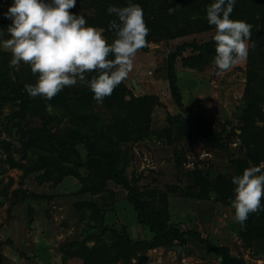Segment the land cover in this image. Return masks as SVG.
Here are the masks:
<instances>
[{"label": "rangeland", "instance_id": "374dc122", "mask_svg": "<svg viewBox=\"0 0 264 264\" xmlns=\"http://www.w3.org/2000/svg\"><path fill=\"white\" fill-rule=\"evenodd\" d=\"M243 1L232 19L247 22L251 36L237 65L218 74L215 30L191 15L182 36L147 40L148 32L127 78L102 103L80 82L51 100L29 96L24 85L36 76L0 48V264H220L194 239L183 247L185 232L228 247L243 264H264V253L253 255L239 237L264 235V210L241 226L231 207L232 177L264 162V99L246 96L264 80V0ZM11 2L0 0V40L9 38L3 13ZM111 2L77 0L69 11L111 43L115 16L106 9L119 6ZM182 43L192 46L174 63L179 107L166 67ZM107 154L129 190L113 180ZM128 191L165 234L138 223Z\"/></svg>", "mask_w": 264, "mask_h": 264}, {"label": "clouds", "instance_id": "9594fccd", "mask_svg": "<svg viewBox=\"0 0 264 264\" xmlns=\"http://www.w3.org/2000/svg\"><path fill=\"white\" fill-rule=\"evenodd\" d=\"M77 0H12L4 18L8 39L0 48L11 54L12 66L25 63L36 76L24 89L33 98L51 100L65 87L85 84L93 99L102 103L124 81L133 67L137 52L146 46L149 29L143 9L129 0L123 7L110 5L114 15L108 30L115 34L109 43L103 29L88 25L86 19L70 12ZM237 0H213L205 9V19L214 26L215 55L212 62L218 74L227 72L245 59L251 26L233 20ZM94 72L91 79L86 73ZM234 221L244 226L249 214L264 210V162L245 168L231 179Z\"/></svg>", "mask_w": 264, "mask_h": 264}, {"label": "trees", "instance_id": "16d2710c", "mask_svg": "<svg viewBox=\"0 0 264 264\" xmlns=\"http://www.w3.org/2000/svg\"><path fill=\"white\" fill-rule=\"evenodd\" d=\"M112 4H118L119 7L126 6L129 2V0H111ZM132 0L134 3H138L141 8L143 9V18L145 21V24L147 28L149 29V36L148 39L151 37V40H154L156 37L159 36H165L167 39H173L179 36H182L181 32L188 29V24L190 23V17L191 15L196 16V20L198 22L204 23L205 22V9L206 6H208L210 3L213 2V0H183L181 3H177L175 5L172 4V10L171 12L168 11V6H171V2L174 0ZM251 0H244L243 2H249ZM253 1V0H252ZM169 2V3H167ZM239 3V2H237ZM234 10L230 14V18L232 19V16L234 15ZM195 20V21H196ZM183 24V25H181ZM181 26V27H180ZM215 30L214 26H210L209 30ZM146 40V41H147ZM192 46L191 44L182 43L179 45L174 52H172L167 61V67H166V78L169 84L170 94L174 98L175 102L179 107H181V95L180 91L177 85V77L174 72V63L176 61V58L180 55V53L186 49ZM185 62V61H182ZM89 74V73H88ZM89 76V75H88ZM89 78V77H88ZM260 87H256L252 90V94H247V100L252 102L258 100L264 99V80H261ZM252 98V99H251ZM107 163L109 165L110 174L113 173L114 175V181L122 186H124L127 190L128 184L125 178H123L122 174L119 172H116L115 170V162H117V159H115L112 155L107 154ZM203 196L202 194H200ZM128 202L134 207V211L137 215V221L139 224H147L151 228H155L156 232L160 234H165V228L163 226H157V225H151V222H147L145 218L142 217V213L139 210V207L133 199V195L130 191H128ZM252 214V213H251ZM251 214H249V217L247 221L245 222V225L248 226L251 223ZM252 231V229L250 230ZM244 232H239V237L242 238L244 241L245 239L248 240V247L250 248L253 255L255 256H261L264 253V235L258 236V235H244L242 234ZM245 238V239H244ZM190 239H194L198 241L202 247V249L205 251H212L214 253H217L221 256L220 264H243V260L240 257H236L232 254H230L228 247L226 246H215L211 245L209 241L202 239L200 235L197 232H190V233H184L181 234V245L186 248V246L189 243ZM184 248V249H185ZM255 251H254V250Z\"/></svg>", "mask_w": 264, "mask_h": 264}, {"label": "water", "instance_id": "95a60500", "mask_svg": "<svg viewBox=\"0 0 264 264\" xmlns=\"http://www.w3.org/2000/svg\"><path fill=\"white\" fill-rule=\"evenodd\" d=\"M242 110H243V108H241L238 112L234 113V114H233V117H234V118H238V117L242 114ZM181 249H182V248H181L180 246H177V247H176V250H177V251H181Z\"/></svg>", "mask_w": 264, "mask_h": 264}, {"label": "crops", "instance_id": "0c3cea01", "mask_svg": "<svg viewBox=\"0 0 264 264\" xmlns=\"http://www.w3.org/2000/svg\"><path fill=\"white\" fill-rule=\"evenodd\" d=\"M254 250V249H253ZM255 251V250H254Z\"/></svg>", "mask_w": 264, "mask_h": 264}]
</instances>
